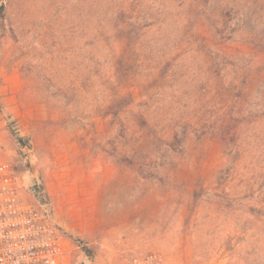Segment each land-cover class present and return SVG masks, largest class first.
<instances>
[{"label": "rangeland", "instance_id": "obj_1", "mask_svg": "<svg viewBox=\"0 0 264 264\" xmlns=\"http://www.w3.org/2000/svg\"><path fill=\"white\" fill-rule=\"evenodd\" d=\"M3 2L0 166L63 264H264V0Z\"/></svg>", "mask_w": 264, "mask_h": 264}, {"label": "built area", "instance_id": "obj_2", "mask_svg": "<svg viewBox=\"0 0 264 264\" xmlns=\"http://www.w3.org/2000/svg\"><path fill=\"white\" fill-rule=\"evenodd\" d=\"M68 244L46 212L20 197L15 174L0 166V264H63ZM122 264H167V260L159 251H148Z\"/></svg>", "mask_w": 264, "mask_h": 264}, {"label": "trees", "instance_id": "obj_3", "mask_svg": "<svg viewBox=\"0 0 264 264\" xmlns=\"http://www.w3.org/2000/svg\"><path fill=\"white\" fill-rule=\"evenodd\" d=\"M5 19H6V7H5V4H4L3 0H0V42L3 39V37H4V22H5ZM134 100H135V97L133 95L117 97L113 101L112 108H115V113H118L124 107L132 104L134 102ZM1 110H2V106H1V102H0V111ZM8 119H10V117H8ZM9 124L10 125L11 124H15V121L14 120L10 121ZM36 196L38 197V200L41 202V204H43L44 206L46 204V206H47V203L44 202L47 199V196L45 195V193L43 191L38 190L36 192Z\"/></svg>", "mask_w": 264, "mask_h": 264}]
</instances>
